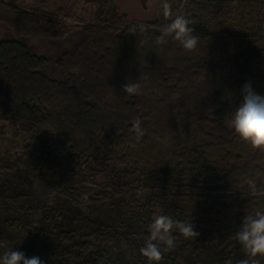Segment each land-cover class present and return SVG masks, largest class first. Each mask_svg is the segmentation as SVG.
Instances as JSON below:
<instances>
[{"label":"trees","instance_id":"1","mask_svg":"<svg viewBox=\"0 0 264 264\" xmlns=\"http://www.w3.org/2000/svg\"><path fill=\"white\" fill-rule=\"evenodd\" d=\"M168 2L173 18L179 13L191 20L199 37L194 51L171 38L156 43L170 22L162 0L158 16L145 22L125 20L107 0H0V24L18 34L0 38V121L32 141L17 159L20 167L31 158L58 168L68 164L91 182L111 187L96 192L53 179L51 190L75 211L109 207L115 197L144 190V217L192 221L199 233L187 247V239L175 232L174 248L162 249L166 264H187V253L216 251L222 264H238L246 256L235 233L245 215L264 210V194L251 192L255 175L264 178V151L240 140L230 119L246 83L264 95V33L236 30V16L247 3L260 6L264 0H191L185 11L179 0ZM256 22L264 30V16ZM140 23L146 33L128 32ZM22 37L61 48L53 56L38 54ZM140 77L142 94L126 95L122 86ZM136 117L145 132L139 141L130 131ZM26 169L46 171L31 164ZM14 179L0 178V207L12 219L14 225L7 226L14 240L37 232L56 237L44 247L23 243L17 250L44 264H119L117 247L127 239L121 229L89 226L82 238L59 205L52 209L39 202ZM222 189L231 191L195 210L185 205L187 196ZM2 230L0 225V235ZM147 235L146 226L144 239ZM141 264H148L146 258Z\"/></svg>","mask_w":264,"mask_h":264},{"label":"rangeland","instance_id":"2","mask_svg":"<svg viewBox=\"0 0 264 264\" xmlns=\"http://www.w3.org/2000/svg\"><path fill=\"white\" fill-rule=\"evenodd\" d=\"M191 0H179V7L181 11H185L189 7ZM107 3L115 6L117 10L124 14V19L127 21L145 22L155 19L160 11L161 0H107ZM90 12V6L87 5L83 12V17H87ZM264 16V4H253L250 6L248 3L242 7L236 16V30L245 32L247 30L254 31L255 33L262 34L264 30L259 29L256 22L257 16ZM65 22L74 24L77 23L73 19H65ZM17 38L18 34L9 30L0 24V38ZM28 46L38 54H46L53 56L60 48L51 45L47 40L22 37ZM31 144L24 135L17 132V128L0 121V178L1 180L7 179L9 176L15 175L18 188L28 190L39 198V202L44 203L50 208L54 209V205H59L63 213L68 218V225L74 229L78 236L86 238V229L89 226L93 228L101 227L106 230L114 231V228H119L123 231L126 242L122 246L117 247L119 250L116 252L119 264H141L143 256L140 255L139 249L144 246L145 240L143 236L144 229L147 224L151 223L152 219L143 216L144 210L142 209L143 197L147 194L144 190H137L136 193L131 192L129 196L134 198L138 205L134 202L128 201V197H123L121 200L115 197L112 199V204L109 207L100 206L94 207L86 212H77L73 207H70L68 202L60 196H57L51 189L52 181H61L64 187L73 186L77 188L91 187L96 192L104 189L108 191L111 187H101L97 182H91L87 175H82L78 170L70 165H61L60 168L52 167L43 159L31 158L27 161L28 164L40 166L43 170L42 173H32L26 167L28 164L25 162L24 166H19V159L21 151L26 144ZM7 164V165H6ZM10 165V166H9ZM12 166V167H11ZM47 174H50L48 177ZM256 180L251 187L253 194H264V178L255 175ZM231 189H222L217 191H208L204 197L187 196L185 205H188L189 210H195L196 207L202 204L203 201L211 199L217 195L229 192ZM208 197V198H207ZM119 203H118V202ZM11 213V212H10ZM8 210H1L0 207V225L4 227L0 235V255L8 250H17V246L21 244H31L36 247L46 246L48 242L52 244L56 237L53 235L49 240L43 233L37 232L32 238H23L21 241L14 240V232H10L11 228L8 224L14 225L11 221ZM88 237V236H87ZM193 238L185 240L187 247L192 245ZM191 244V245H190ZM35 247V248H36ZM190 249L187 248V251ZM163 251V250H162ZM166 252L163 251V259L159 264H166ZM27 256V255H26ZM142 257V258H141ZM187 264H222L224 261L220 260L221 256L216 251L210 255L200 253V255L187 253L185 254ZM140 260V262L138 261Z\"/></svg>","mask_w":264,"mask_h":264},{"label":"clouds","instance_id":"3","mask_svg":"<svg viewBox=\"0 0 264 264\" xmlns=\"http://www.w3.org/2000/svg\"><path fill=\"white\" fill-rule=\"evenodd\" d=\"M163 16L170 20L160 29L156 43L164 44L169 38L177 42L185 51H194L199 42V37L194 35L190 27L191 20L184 14H176L173 18L172 5L168 0H162ZM148 31L144 23L129 27L130 34L143 35ZM126 95H140L143 92L141 77L138 80L127 82L122 86ZM230 125L235 134L253 149L264 151V95L253 90L251 83L242 87V101L231 115ZM130 131L139 141L145 134L142 120L134 118ZM87 199V196L82 197ZM178 232L185 239L196 238L199 233L195 231L192 221L173 219L169 215H153L151 223L147 225V238L144 246L139 249L140 254L146 258L148 264H159L163 259V251L175 246ZM235 239L242 246L246 258L238 264H262L264 259V210H257L254 214L245 215ZM0 264H44L38 256L27 257L19 250H8L0 255ZM230 264V262H229Z\"/></svg>","mask_w":264,"mask_h":264}]
</instances>
